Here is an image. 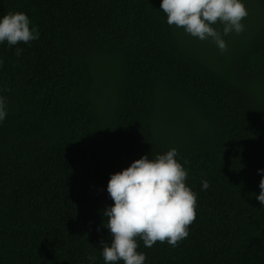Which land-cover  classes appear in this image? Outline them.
I'll return each mask as SVG.
<instances>
[{
    "label": "trees",
    "instance_id": "1",
    "mask_svg": "<svg viewBox=\"0 0 264 264\" xmlns=\"http://www.w3.org/2000/svg\"><path fill=\"white\" fill-rule=\"evenodd\" d=\"M243 2L222 53L162 0H0L39 35L0 43V264H105L111 175L173 148L197 215L177 247L138 239L145 264H264V0Z\"/></svg>",
    "mask_w": 264,
    "mask_h": 264
},
{
    "label": "clouds",
    "instance_id": "2",
    "mask_svg": "<svg viewBox=\"0 0 264 264\" xmlns=\"http://www.w3.org/2000/svg\"><path fill=\"white\" fill-rule=\"evenodd\" d=\"M160 7L169 26L182 28L202 41L211 38L222 53L228 47L223 36L243 33L242 21L248 16L243 0H162ZM217 23L223 25L222 33L213 27ZM38 39L26 13L9 12L0 19V43L15 46ZM22 51L16 48V55ZM6 105V98L0 96V122L7 116ZM178 155L175 148L152 159L145 155L111 175L107 191L114 204L103 211L107 218L104 226L111 233L110 243L101 242L105 264L121 260L124 264H145L146 254L138 251V239L149 248L157 242L177 247L188 237V228L196 219L198 197L186 184L188 171ZM202 187L207 190L209 182L202 181ZM259 187L257 199L264 204V178ZM88 260L92 262L95 257L88 256Z\"/></svg>",
    "mask_w": 264,
    "mask_h": 264
}]
</instances>
